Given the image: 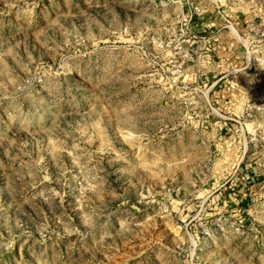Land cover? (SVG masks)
Segmentation results:
<instances>
[{"label": "rangeland", "instance_id": "rangeland-1", "mask_svg": "<svg viewBox=\"0 0 264 264\" xmlns=\"http://www.w3.org/2000/svg\"><path fill=\"white\" fill-rule=\"evenodd\" d=\"M0 264H264V0H0Z\"/></svg>", "mask_w": 264, "mask_h": 264}]
</instances>
